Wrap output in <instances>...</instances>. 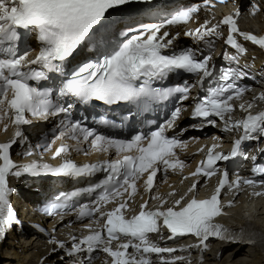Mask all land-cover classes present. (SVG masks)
Here are the masks:
<instances>
[{
	"label": "snow or ice",
	"instance_id": "6c2138e0",
	"mask_svg": "<svg viewBox=\"0 0 264 264\" xmlns=\"http://www.w3.org/2000/svg\"><path fill=\"white\" fill-rule=\"evenodd\" d=\"M136 2L147 3L150 0H0V125L5 131L9 124L15 127L13 139L0 143V238L13 225L19 224L10 201L14 191L9 186L10 175L38 177L51 174L80 178L92 177L101 171L107 173L104 180L84 190V193L94 194L90 204L84 203L77 207L74 201L83 193L73 191L57 195L42 209L48 216L64 215L66 211L74 210L80 219L92 218L93 223L104 220L101 231H92L91 225H88L89 235L72 237L71 248L66 249V255L70 257L81 252L102 251L111 257V264H152L150 254L186 250L159 247L152 243L149 234L159 232L161 227L169 230V239L194 235L199 240L196 246H203L204 249H207L206 242L210 238L236 242L238 237L243 236V229L233 233L214 222L216 217L223 214L221 192L225 187L232 190L240 189L242 185L264 187V179L244 178L237 174L235 180H230L227 169L222 170L217 164L238 156L248 159V153L242 147L244 142L264 136V110L253 114V102L239 104V109L247 113L245 118L234 120L232 117L237 107L233 101L241 99L247 91L246 87L238 84L248 75L239 66V56L245 54L246 49L238 42V37L264 48V36L258 37L240 30L237 19L239 11L225 15L216 24L205 20L194 30L184 32L194 41L207 40L212 43L210 38L222 35L221 26H228L225 43L236 54L225 52L224 58L231 63L221 67L218 75L214 76L217 70L210 63L211 53L204 54L191 47L167 52L180 33L170 36L169 31H162L169 26L187 24L200 11V4L180 6L168 10L166 14H162L160 9H152L148 15L159 19L145 21L121 11L124 6ZM202 2L205 7L216 6L214 0ZM218 2L225 3L226 0ZM258 10V6H253L252 14ZM33 34L40 47L35 58L30 59L33 49L27 41ZM22 42L25 45L23 51ZM85 51L94 53L96 58L84 57L74 67L71 60L82 56ZM180 73L193 75L196 77L195 82L190 84L184 80L175 85L166 83L170 76ZM50 74H55L54 78L58 82L52 86H41L42 82L53 79ZM208 78H212V81L204 89V81ZM197 86L206 94L196 98L192 106L191 118L201 123L191 127H215L218 118L223 123L224 131L242 133L234 140L227 154L214 151L219 145L213 144L208 149L206 160L201 161L200 166L191 173L192 176L202 175L205 178L220 173L222 178L214 194L208 199L193 197L183 207H180L185 199L183 195L171 207L164 208L167 200H163L155 210H148V201H144L139 214L126 219L124 211L129 201L122 198L126 193L129 198L134 197L138 180L147 174L143 181L144 188L151 193L158 172L166 174L169 170H182L186 166L178 158L176 150L185 149L187 142L179 136H169L168 132L176 128L177 121L187 110L181 105L190 99L191 90ZM258 99L264 100V95ZM172 100L175 101L173 109L154 130L145 132L135 127L136 117L153 111L154 105ZM94 101L109 107L134 106L135 111L130 107L120 122L107 116L95 121L109 130L128 127V138L102 133L97 128L85 126L84 121L78 119L65 124L66 131H61L49 144L39 147L50 151L57 140L67 137L76 142V151H81L79 144L89 143L90 149L96 152H114L115 159L84 166L66 160L58 167L36 161L28 164L14 162L10 150L18 140L23 139V126L30 124L31 118L47 120L50 116L70 113L77 103L88 106ZM128 121H132V124L129 125ZM148 123L152 125L156 121ZM180 131L182 134L187 129ZM69 150L68 144L61 143L54 151L53 158L67 154ZM24 155H33L32 149L29 148ZM252 172L257 176L264 175V165H255ZM195 191L196 183H193L188 193ZM175 195V192L169 193V196ZM254 195L261 196L264 193L255 192ZM117 198L122 199L118 207L108 212L101 211L104 205ZM231 205L232 201H229ZM121 236L127 238L126 242L119 243L113 249V241L120 240ZM51 242L58 244L60 249L66 247L62 241ZM130 248L132 252L128 251ZM180 259L183 257H174L172 260L160 257L161 264H175ZM87 260L91 264L92 257L88 256Z\"/></svg>",
	"mask_w": 264,
	"mask_h": 264
},
{
	"label": "bare ground",
	"instance_id": "6f19581e",
	"mask_svg": "<svg viewBox=\"0 0 264 264\" xmlns=\"http://www.w3.org/2000/svg\"><path fill=\"white\" fill-rule=\"evenodd\" d=\"M253 6H258L259 10L255 13L257 16L250 15L249 11H253ZM252 8L249 7L248 12L245 14L242 21V25L247 27H255L264 30V0H256ZM223 28V26H222ZM179 31H170V36L175 35ZM220 32L222 29L220 28ZM179 41H182L185 45H193L189 38H187L183 32H179ZM216 38V37H215ZM217 46L220 45V41L213 42ZM256 53L259 56L258 51H252L248 56L243 57L250 69L258 75L260 78H264V58L251 59L252 54ZM7 136L4 135L5 138ZM24 194L31 200H37L36 192L30 188H25L21 185ZM237 201H240L241 194L238 195ZM264 196V195H263ZM261 196L260 198H262ZM13 205L15 208H20V212L25 214L26 212V203L19 197H16ZM231 211L232 215L228 219V223L231 225V228L234 232H239L241 229L243 231L253 232L251 236L243 235L242 240H247L248 238L256 239L255 249H250V255L241 256L244 250H241L240 247L242 243L230 242L228 240H218L217 247L211 246L208 251L202 252V246L197 247L196 245L184 248V251H176L172 254V257H183V259L176 260L175 264H226L229 263V258L226 257V261L222 259V262L219 263L218 258L220 251L225 247L234 248V262L231 264H264V200H252V203L247 207H244L242 204H238L235 208L228 209ZM31 216L25 214L24 219L28 220ZM77 226L67 227L63 233H66L70 229H74ZM80 230V227H77ZM36 238L30 237H21L14 230L10 231L7 239L0 247V260L7 259L2 264H37L40 258L48 254L53 248H56L57 245L52 243L53 238H47L44 240H38L35 243ZM210 245V244H209ZM253 248V247H252ZM220 250V251H219ZM221 255V253H220ZM229 255V254H227ZM226 255V256H227ZM210 256V257H207ZM103 256L91 264H102ZM225 259V258H224ZM230 259V260H231ZM73 258L70 256L62 255L60 258H57L55 261L53 259L47 258L42 264H72ZM78 260L77 262H80ZM85 264H88V260H85Z\"/></svg>",
	"mask_w": 264,
	"mask_h": 264
},
{
	"label": "rangeland",
	"instance_id": "374dc122",
	"mask_svg": "<svg viewBox=\"0 0 264 264\" xmlns=\"http://www.w3.org/2000/svg\"><path fill=\"white\" fill-rule=\"evenodd\" d=\"M236 243H242V246L240 247V249L241 250H244V252H243V254L241 255V256H244V255H250L249 254V251H251L250 249H255V247H257L256 245H253V244H248V243H243V242H241V241H236ZM253 247V248H252ZM220 251V250H219ZM234 248L231 246V247H228V248H226L225 249V247L222 249V252L220 251V253H221V255H220V253H218L219 255H220V257L218 258V260H216V261H218L219 263H221L222 262V259L224 260V261H226V259L228 258V257H231L232 256V259L231 258H229V263H226V264H231V263H233L234 262V259H236V256H234ZM227 254H229V255H227ZM232 254V255H231ZM227 255V256H226ZM231 255V256H230ZM210 257V256H209ZM227 257V258H226ZM225 258V259H224ZM231 259V260H230ZM5 260H7V259H1L0 260V264H2Z\"/></svg>",
	"mask_w": 264,
	"mask_h": 264
}]
</instances>
